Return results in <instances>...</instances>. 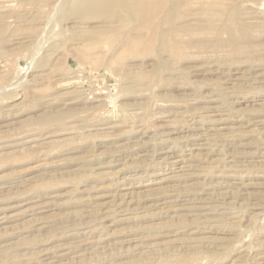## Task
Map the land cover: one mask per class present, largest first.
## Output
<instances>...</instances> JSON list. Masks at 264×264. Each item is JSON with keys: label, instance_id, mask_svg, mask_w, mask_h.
<instances>
[{"label": "rangeland", "instance_id": "rangeland-1", "mask_svg": "<svg viewBox=\"0 0 264 264\" xmlns=\"http://www.w3.org/2000/svg\"><path fill=\"white\" fill-rule=\"evenodd\" d=\"M0 264H264V0H0Z\"/></svg>", "mask_w": 264, "mask_h": 264}, {"label": "bare ground", "instance_id": "bare-ground-1", "mask_svg": "<svg viewBox=\"0 0 264 264\" xmlns=\"http://www.w3.org/2000/svg\"><path fill=\"white\" fill-rule=\"evenodd\" d=\"M141 1H143V0H141ZM146 2V1H145ZM142 4H143V2H142ZM142 8V7H141ZM141 8H139V9H141ZM142 10V9H141ZM139 12H140V10H139ZM117 22V21H116ZM188 25V24H187ZM207 25V24H206ZM184 26V25H183ZM182 26V27H183ZM156 28V27H155ZM184 28V27H183ZM207 28H209V29H211V31L213 30L211 27H209V25H208V27ZM207 28H204V29H207ZM186 30V29H185ZM203 31V30H202ZM207 31H208V29H207ZM209 33V32H208ZM207 137V136H206ZM202 145V144H201ZM197 147V146H196ZM197 211V210H196Z\"/></svg>", "mask_w": 264, "mask_h": 264}]
</instances>
